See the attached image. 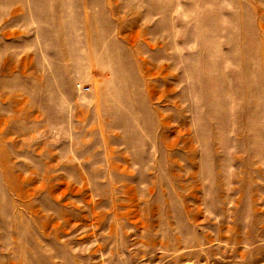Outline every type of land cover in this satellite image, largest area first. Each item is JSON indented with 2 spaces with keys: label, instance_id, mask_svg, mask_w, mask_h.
<instances>
[{
  "label": "rangeland",
  "instance_id": "rangeland-1",
  "mask_svg": "<svg viewBox=\"0 0 264 264\" xmlns=\"http://www.w3.org/2000/svg\"><path fill=\"white\" fill-rule=\"evenodd\" d=\"M0 264H264V0H0Z\"/></svg>",
  "mask_w": 264,
  "mask_h": 264
}]
</instances>
